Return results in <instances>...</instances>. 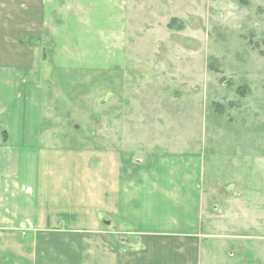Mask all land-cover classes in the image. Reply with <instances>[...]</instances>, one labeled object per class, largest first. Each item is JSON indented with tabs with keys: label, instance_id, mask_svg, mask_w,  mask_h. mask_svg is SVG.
<instances>
[{
	"label": "rangeland",
	"instance_id": "rangeland-1",
	"mask_svg": "<svg viewBox=\"0 0 264 264\" xmlns=\"http://www.w3.org/2000/svg\"><path fill=\"white\" fill-rule=\"evenodd\" d=\"M61 1L43 42L49 142L105 149L124 123L136 158L201 150L214 264H264V0Z\"/></svg>",
	"mask_w": 264,
	"mask_h": 264
},
{
	"label": "crops",
	"instance_id": "crops-1",
	"mask_svg": "<svg viewBox=\"0 0 264 264\" xmlns=\"http://www.w3.org/2000/svg\"><path fill=\"white\" fill-rule=\"evenodd\" d=\"M52 3L63 1L0 0V264L216 263L201 150L136 158L124 123L105 149L49 142L43 42Z\"/></svg>",
	"mask_w": 264,
	"mask_h": 264
},
{
	"label": "water",
	"instance_id": "water-1",
	"mask_svg": "<svg viewBox=\"0 0 264 264\" xmlns=\"http://www.w3.org/2000/svg\"><path fill=\"white\" fill-rule=\"evenodd\" d=\"M46 56H47V52L45 51V53H44V58L46 59Z\"/></svg>",
	"mask_w": 264,
	"mask_h": 264
}]
</instances>
